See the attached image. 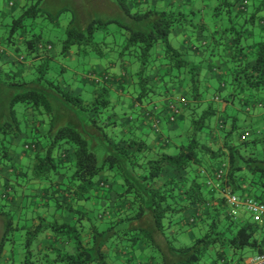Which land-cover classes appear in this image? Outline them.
I'll return each mask as SVG.
<instances>
[{"label": "trees", "instance_id": "1", "mask_svg": "<svg viewBox=\"0 0 264 264\" xmlns=\"http://www.w3.org/2000/svg\"><path fill=\"white\" fill-rule=\"evenodd\" d=\"M65 1L0 0V259L6 247L16 255V241L18 264H109V251L138 247L147 264L264 253V226L235 222L224 198L244 190L264 203V130L240 136L237 115L251 103L264 110V0ZM206 8L221 22L211 30L194 23ZM214 58L230 73L211 89ZM174 84L186 91L177 113V96L152 100ZM163 112L179 140L162 137ZM62 213L68 221L53 220ZM47 235L72 252L52 258L38 248Z\"/></svg>", "mask_w": 264, "mask_h": 264}, {"label": "crops", "instance_id": "2", "mask_svg": "<svg viewBox=\"0 0 264 264\" xmlns=\"http://www.w3.org/2000/svg\"><path fill=\"white\" fill-rule=\"evenodd\" d=\"M160 3V1H159ZM173 39H172V44L175 47H178L180 50H183L185 47H188L190 45V43H186L185 39L186 36L183 32V30H175L173 33ZM210 64L219 66L217 67V70L212 68V71H208L205 74V78H208L209 83L208 86L211 87V89H216L219 86L220 83V76H224V77H228L229 76V70L226 66H224L223 64H219V61H217L216 58H214L212 61L209 60ZM115 72L118 73V70L116 69ZM155 74H164L165 73V68L164 67H160L158 69H155L153 71ZM152 72V73H153ZM152 74L156 76L155 74ZM127 81L129 84L132 83V79L127 77ZM160 95L157 94L155 97H153V101L158 104V105H165L166 99L167 97H171V95L177 96L178 99H180V101H183V97L186 96V91L183 88L182 84L180 85H170L168 87L167 90L164 89H160ZM226 92V91H225ZM167 96V97H166ZM218 96H214V98H216ZM258 99H261L260 96L257 97ZM181 104V103H180ZM161 106V107H162ZM223 107V105H220L219 109ZM181 111L180 113H186L184 111V108L181 104ZM244 111H241L242 117H244V122L245 125L242 126V130H240V136H243L245 138L247 137H253V136H257L259 133H261L264 130V110L255 108V106H253V103H251L248 107L243 109ZM168 116L166 115V113H160L157 120L159 121V130L161 131V135L164 138H168V136L172 139L171 141H177L179 140V138L177 137V134H179L180 130L179 127L177 126V124H170L167 122V118ZM156 118V117H155ZM218 116L213 120V124L215 125V127L218 125ZM263 121V122H262ZM262 122V124H261ZM146 124V123H145ZM154 126V125H153ZM142 131V129H141ZM143 131H145L143 129ZM31 128L27 129L26 132V138H29L31 136ZM264 132V131H263ZM150 134V139L154 138V134L149 132ZM153 136V138H152ZM237 138V137H236ZM22 155L18 154V152L14 153L13 157H12V162L14 164H19L20 160L22 159ZM219 162H217L216 164H218ZM218 183V182H217ZM246 188V185L242 186V190ZM236 195L238 196H246L245 191H240L238 192ZM35 203H38L37 200L34 201ZM95 202H97V199L95 200ZM94 202V203H95ZM19 203H21V199H18L16 201V205L18 206ZM96 205V204H95ZM243 211V210H242ZM246 211L244 212H239L237 211L236 216H237V220L235 222H238L239 224H243L245 223L246 220H249V215L245 214ZM52 214L51 210H50V214L46 217H48L49 219L45 218L46 220L44 222H50L52 221V219H50V215ZM62 213V215H58L56 214V216L54 217L53 220H57L58 222H66L69 219V215ZM190 215V212L187 214ZM247 215L248 218L246 219V217L244 218L243 216ZM243 217V218H242ZM0 226H1V231L3 230V222L0 221ZM202 232V231H201ZM2 234V232H1ZM196 236V231H194V233L191 232H187L186 234H183L182 237H185L186 242L188 243L189 241L193 240L194 237ZM184 242V240H182ZM38 248L39 249H48L50 248V255L53 258L54 257V253L57 250H60L61 252H68L71 253L73 250V245L71 244H65L62 243V241H60L58 238L54 237L53 235H47L46 237H43V239L41 240V243L38 244ZM9 247H6V249L3 251L2 255H1V259H0V264H8L10 259L13 260V258L16 261V264H18L23 256V252L21 251H17L16 255H12L10 252ZM252 254V253H251ZM248 254V253H244L241 251H238L236 253L228 252V259L227 262L225 264H242L244 261H247L249 258L253 257L254 255H256V253H254L253 255ZM133 258V263L132 261L129 262L128 259ZM243 259V261H239ZM107 260L109 264H147V260H148V255L147 253L144 251L143 247H138L137 251H135L134 253H130V255H122L121 253L115 251H109L108 256H107ZM205 264H217L215 263L212 259H210V261H207Z\"/></svg>", "mask_w": 264, "mask_h": 264}, {"label": "built area", "instance_id": "3", "mask_svg": "<svg viewBox=\"0 0 264 264\" xmlns=\"http://www.w3.org/2000/svg\"><path fill=\"white\" fill-rule=\"evenodd\" d=\"M176 104L171 105L170 109L174 113L178 112V103L180 99L176 97ZM224 172L222 170L215 173L214 178L216 180H221L222 175ZM212 180H208V184H212ZM224 198L226 200V204L229 207L230 214L235 219L237 218L236 213L237 211L243 209L249 215V219L252 223L264 226V203L259 202L255 199L248 198V197H241L236 194H231L229 192L224 193ZM242 264H264V253L256 254L253 257L249 258L247 261H244Z\"/></svg>", "mask_w": 264, "mask_h": 264}, {"label": "rangeland", "instance_id": "4", "mask_svg": "<svg viewBox=\"0 0 264 264\" xmlns=\"http://www.w3.org/2000/svg\"><path fill=\"white\" fill-rule=\"evenodd\" d=\"M206 2H208V0H206ZM65 4H67V5H69V6H73V3H72V0H66L65 1ZM68 6V7H69ZM51 9L52 10H56L57 8L56 7H54V6H51ZM200 14V15H199ZM199 14H197V18H195L194 19V23L197 25V23H198V20L200 19V17H202V21L205 23V27L206 28H208L209 30H211V29H213V26H216V24L217 25H220L221 24V22H219L218 21V19H216V21H215V18L214 17H212V12L211 11H209V8H206V9H204L202 12H200ZM173 39V38H172ZM150 71V73H149V75L151 74V70H149ZM259 96L261 97V99L264 101V91L263 92H261L260 94H259ZM121 106H123V105H121ZM118 107L120 108V104H118ZM117 106L115 107V110H117L116 112H119V108H118ZM222 108V107H221ZM7 111H8V107H7V104H6V101H5V99H4V97L1 95V91H0V115L3 117L6 113H7ZM230 111H233L232 109H228V113H230ZM237 115L239 116V121H238V123L241 125V126H243V125H245V122H244V117H242V114L241 113H237ZM263 122V121H262ZM262 122H261V124H262ZM262 149H263V146L262 145H259L258 147H257V151L258 152H261L262 151ZM243 209H241V210H239V212H245V210H243ZM245 214H247V213H245ZM244 218L246 217V219L248 218V216L247 215H245V216H243ZM242 217V218H243ZM1 221V220H0ZM246 222H248V221H246ZM263 230H264V228H263ZM1 226H0V236H1ZM16 250H19V251H21L22 250V247H21V245H20V243H19V241H16ZM241 252H244L245 254L246 253H248V254H251V255H253L254 254V252L252 251V250H250V249H244V250H242ZM96 264V263H95Z\"/></svg>", "mask_w": 264, "mask_h": 264}]
</instances>
